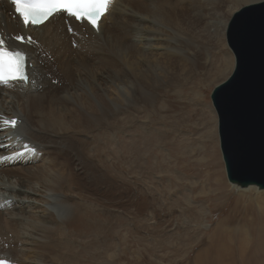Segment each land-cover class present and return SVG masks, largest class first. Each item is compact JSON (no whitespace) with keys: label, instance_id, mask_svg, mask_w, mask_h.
Returning <instances> with one entry per match:
<instances>
[{"label":"bare ground","instance_id":"6f19581e","mask_svg":"<svg viewBox=\"0 0 264 264\" xmlns=\"http://www.w3.org/2000/svg\"><path fill=\"white\" fill-rule=\"evenodd\" d=\"M259 1L263 0H177L175 6L186 4L197 25L190 32L184 31V19L176 16L175 7L173 12L164 9L167 0H115L102 18L98 34L86 23L64 14L31 26L38 46L20 45L28 54L29 81L0 85V122L21 120L15 129L0 126V157H12L0 160V257L4 254L10 264H64L65 260L67 264L78 257L72 253L71 236L80 247L79 257L81 252L88 253L84 236H100L104 224L97 215H91L92 208L84 202L81 190L85 179L99 187L103 175L94 166L69 167L67 154L72 147L80 146L85 158L89 152L80 132L91 120H100L103 104L118 106L120 98L129 101V93L134 112L138 105L145 107L149 94L158 88L153 86V79L163 85L169 77L165 62L169 53L195 63L197 53H204L208 47L199 45L200 36L204 40L211 37L226 48L229 18L245 5ZM12 10L0 0V30L8 35L23 31L9 14ZM228 49L224 50L225 67L217 73L223 78L234 68L227 71ZM87 62L95 76L92 81ZM108 62L119 68H107ZM138 75L139 80L131 79ZM53 80L63 84L54 85ZM103 90L106 100L101 99ZM87 104L93 114L85 110ZM208 113L213 114L209 125L213 129L211 105ZM24 142L36 151H26ZM59 156L64 157L62 161H58ZM230 185L236 190L256 189L254 207L264 209V189ZM260 234L264 235V229Z\"/></svg>","mask_w":264,"mask_h":264},{"label":"rangeland","instance_id":"374dc122","mask_svg":"<svg viewBox=\"0 0 264 264\" xmlns=\"http://www.w3.org/2000/svg\"><path fill=\"white\" fill-rule=\"evenodd\" d=\"M176 2L167 0L164 9L173 12L175 7L176 16L184 19V31H192L197 25L188 6L176 7ZM198 42L208 45L204 49L208 56L200 51L192 63L169 53L166 83L154 78L155 94L152 91L136 113L132 93L129 101L118 99V106L103 104L100 120H91L80 132L89 149L87 158L80 146L69 150L70 168L94 166L103 175L99 187L91 179L83 180L81 192L91 215H97L104 226L100 236H84L89 248L80 257V247L71 236L72 253L78 257L67 264H264V235L260 234L264 209L254 207L256 189L236 190L227 180L210 99L212 89L226 79L217 73L225 67L224 50L229 47L225 36L226 48L211 37L200 36ZM228 50L227 71H231L234 56ZM150 55L146 57L152 62ZM86 66L92 81L91 64ZM106 94L101 92L102 100ZM209 105L215 115L213 129ZM85 110L93 114L88 104Z\"/></svg>","mask_w":264,"mask_h":264},{"label":"water","instance_id":"95a60500","mask_svg":"<svg viewBox=\"0 0 264 264\" xmlns=\"http://www.w3.org/2000/svg\"><path fill=\"white\" fill-rule=\"evenodd\" d=\"M225 37L234 68L210 99L226 176L238 187L264 189V0L236 11Z\"/></svg>","mask_w":264,"mask_h":264},{"label":"snow or ice","instance_id":"6c2138e0","mask_svg":"<svg viewBox=\"0 0 264 264\" xmlns=\"http://www.w3.org/2000/svg\"><path fill=\"white\" fill-rule=\"evenodd\" d=\"M114 2L115 0H10L24 27L43 25L51 17L65 14L78 22L86 23L96 31H100V22L110 12ZM15 40L20 43H33L30 36L25 39L18 35ZM26 60V53L11 50L6 46L5 40L0 38V85H8L10 82H28ZM0 126L15 129L18 126V120L2 119ZM24 148L28 152L36 151L34 147L27 144ZM9 158L12 157H0V160ZM0 264H10V261L0 260Z\"/></svg>","mask_w":264,"mask_h":264}]
</instances>
